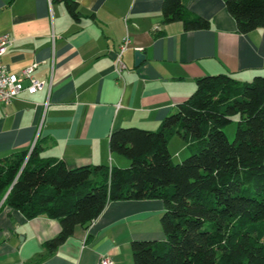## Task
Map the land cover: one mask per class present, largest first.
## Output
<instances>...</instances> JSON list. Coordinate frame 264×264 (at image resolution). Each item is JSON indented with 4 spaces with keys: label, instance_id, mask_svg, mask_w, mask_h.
I'll return each mask as SVG.
<instances>
[{
    "label": "crops",
    "instance_id": "0c3cea01",
    "mask_svg": "<svg viewBox=\"0 0 264 264\" xmlns=\"http://www.w3.org/2000/svg\"><path fill=\"white\" fill-rule=\"evenodd\" d=\"M74 19L61 0H0V35L12 44L2 57L16 73L35 66L43 81L0 104V158L40 148L68 168L128 164L111 153L110 134L122 127L157 130L195 91L205 75L239 81L264 75V27L240 33L224 0H185L189 12L208 19V29L163 23L164 0H77ZM130 44L116 59L123 41ZM145 52L136 64L135 51ZM29 80H25V85ZM160 199L113 201L55 251L45 242L60 232L58 219H28L0 210V264H134L131 242L165 239Z\"/></svg>",
    "mask_w": 264,
    "mask_h": 264
},
{
    "label": "trees",
    "instance_id": "16d2710c",
    "mask_svg": "<svg viewBox=\"0 0 264 264\" xmlns=\"http://www.w3.org/2000/svg\"><path fill=\"white\" fill-rule=\"evenodd\" d=\"M61 1L74 19L83 17L77 0ZM224 1L238 32L264 27V0ZM162 13L163 23L182 21L186 30L211 27L185 0H164ZM235 115L230 141L224 128ZM176 135L195 146L181 163L168 147ZM109 145L130 165L71 169L40 157L38 146L0 158V210L58 219L60 232L45 242L53 252L113 201L160 199L165 239L133 240L134 264H264V75L202 76L157 130L122 127Z\"/></svg>",
    "mask_w": 264,
    "mask_h": 264
},
{
    "label": "built area",
    "instance_id": "2783aa9c",
    "mask_svg": "<svg viewBox=\"0 0 264 264\" xmlns=\"http://www.w3.org/2000/svg\"><path fill=\"white\" fill-rule=\"evenodd\" d=\"M12 44V38L9 33L0 35V104H9L16 99L20 93L27 90L30 93H35L43 86V81L34 78L32 73L35 66L30 65L20 73L10 71L6 65L2 62L3 55L7 52L8 48ZM130 44L129 38H126L121 44L120 51L118 53L116 64L119 66L120 71L125 68V64L122 60L124 51ZM29 80V84L25 85V80ZM103 264H109L111 261L108 258L102 259Z\"/></svg>",
    "mask_w": 264,
    "mask_h": 264
},
{
    "label": "rangeland",
    "instance_id": "374dc122",
    "mask_svg": "<svg viewBox=\"0 0 264 264\" xmlns=\"http://www.w3.org/2000/svg\"><path fill=\"white\" fill-rule=\"evenodd\" d=\"M238 122H239V116L235 115L233 116L232 122L224 128V131L227 134L228 139L230 141H234L235 139ZM168 147L171 152L172 158L176 163H181L184 159L189 157L195 150V146L190 145L189 143L183 141L178 135H176L170 140ZM122 158L128 161V164H125L123 167L129 166L130 165L129 159L126 158L125 156H123Z\"/></svg>",
    "mask_w": 264,
    "mask_h": 264
},
{
    "label": "water",
    "instance_id": "95a60500",
    "mask_svg": "<svg viewBox=\"0 0 264 264\" xmlns=\"http://www.w3.org/2000/svg\"><path fill=\"white\" fill-rule=\"evenodd\" d=\"M135 56H136V64L139 65L142 61H144L146 55L145 52L142 50H136L135 51Z\"/></svg>",
    "mask_w": 264,
    "mask_h": 264
}]
</instances>
